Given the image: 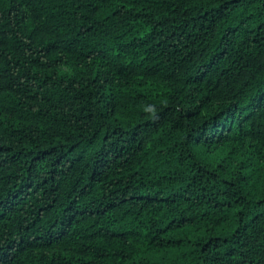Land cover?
Listing matches in <instances>:
<instances>
[{"label": "trees", "instance_id": "trees-1", "mask_svg": "<svg viewBox=\"0 0 264 264\" xmlns=\"http://www.w3.org/2000/svg\"><path fill=\"white\" fill-rule=\"evenodd\" d=\"M0 264H264V0H0Z\"/></svg>", "mask_w": 264, "mask_h": 264}]
</instances>
